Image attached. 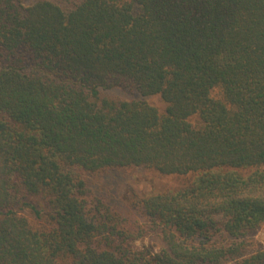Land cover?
Returning <instances> with one entry per match:
<instances>
[{
  "label": "trees",
  "instance_id": "16d2710c",
  "mask_svg": "<svg viewBox=\"0 0 264 264\" xmlns=\"http://www.w3.org/2000/svg\"><path fill=\"white\" fill-rule=\"evenodd\" d=\"M128 168L184 180L136 226L87 179ZM262 224L264 0H0V264H264Z\"/></svg>",
  "mask_w": 264,
  "mask_h": 264
},
{
  "label": "rangeland",
  "instance_id": "374dc122",
  "mask_svg": "<svg viewBox=\"0 0 264 264\" xmlns=\"http://www.w3.org/2000/svg\"><path fill=\"white\" fill-rule=\"evenodd\" d=\"M32 1V0H28ZM64 7H70L79 0H51ZM27 3V2H26ZM103 95L111 98L132 100L140 99L157 109L163 114L166 104L160 96L153 95L141 97L139 94H131L120 90L103 91ZM88 186L91 197L100 199L108 204L113 211L123 218L136 223H140L139 211L134 207V200L137 196L145 197L154 195L166 190L175 189L182 185L183 179L176 176H161L150 169L128 168L112 170L109 172L94 174L89 177ZM25 211L31 223L37 227V223ZM134 251H148L155 254L160 249V244L154 236H146L135 240L131 244ZM264 249V224H262L248 239V246L245 254L250 255L258 250Z\"/></svg>",
  "mask_w": 264,
  "mask_h": 264
}]
</instances>
